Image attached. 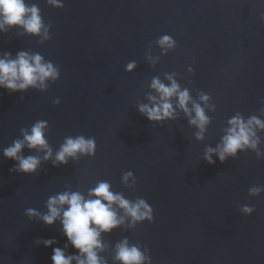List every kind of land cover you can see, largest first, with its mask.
<instances>
[{"label": "water", "instance_id": "water-1", "mask_svg": "<svg viewBox=\"0 0 264 264\" xmlns=\"http://www.w3.org/2000/svg\"><path fill=\"white\" fill-rule=\"evenodd\" d=\"M27 2L51 24V40L9 30L0 33V56L39 53L61 76L46 92L0 89V264H53V249L43 241L64 249L62 225L48 227L25 210L47 212L48 197L62 191L87 198L100 181L129 200L145 199L154 214L151 223L132 228L126 220L103 237L108 264H115V244L124 238L149 249L152 264H264V193L249 195L264 186V160L252 151L225 163L213 157L214 165L204 159L232 116L264 120V0H61L63 9ZM163 35L176 42L166 55L157 44ZM130 61L137 64L131 73ZM168 75L197 102L201 93L211 97L215 111L206 109L212 124L204 141L178 109L163 124L140 114L139 104L156 95L152 79L167 84ZM39 120L49 124L54 153L66 137L84 135L95 138V156L17 173L3 150ZM258 134L264 152V132ZM128 171L134 186L123 183ZM244 205L255 212L242 214ZM65 251L75 253L70 245Z\"/></svg>", "mask_w": 264, "mask_h": 264}, {"label": "clouds", "instance_id": "clouds-1", "mask_svg": "<svg viewBox=\"0 0 264 264\" xmlns=\"http://www.w3.org/2000/svg\"><path fill=\"white\" fill-rule=\"evenodd\" d=\"M48 4L57 9H63L61 0H47ZM19 29L29 36L40 37L41 42L51 40V24H46L37 4H29L27 0H0V33ZM157 44L166 55L176 48L175 40L161 36ZM151 62L152 57L148 56ZM137 67L135 61L126 64L125 70L133 72ZM189 71H192L189 69ZM60 67L45 60L39 53L19 51L15 58L9 52L0 56V89L10 93H26L30 89L46 92L49 82L60 80ZM169 83L154 77L150 88L156 95H149V103H141L138 110L153 124H163L177 118V109L185 114L189 124L197 129L195 138L204 141L212 119L206 109L215 111L210 105L211 97L201 93L199 102L194 100L187 88H181L174 75H168ZM57 98L54 104L60 105ZM220 142L215 148L207 147L204 153L205 161L214 165L217 157L221 163L229 158L236 159L242 152L252 151L257 159L264 160L261 151L262 143L259 132H264V120L256 115L245 118L237 113L227 121ZM49 124L45 120L35 122L30 130L21 129V137L3 150L6 159L15 161L14 171L24 175H35L43 162L51 161L53 167L67 166L70 160L78 161L81 156L94 157L97 143L94 137L78 135L68 136L55 153L47 140ZM43 153L40 155H24V150ZM123 183L127 186L129 180L135 185V177L131 171L124 173ZM264 193V186H253L249 189L251 197H259ZM47 212L41 213L35 208H28L25 214L29 219L41 220L48 227H54L57 222L62 225L63 235L67 239L64 249L53 247V239L43 241L45 247L53 249L51 257L53 264H108L102 255L109 245L103 237L120 229L128 221V227L135 228L137 224L153 222V209L143 198L135 201L125 198L122 193L114 192L107 181L98 182L88 191L87 198L79 191H62L48 197ZM119 210V211H118ZM242 214L251 216L255 208L244 205L240 208ZM123 213L121 215L120 213ZM71 246L74 254L65 251ZM113 260L115 264H152L149 249L139 244H132L127 238L117 242L114 247Z\"/></svg>", "mask_w": 264, "mask_h": 264}]
</instances>
